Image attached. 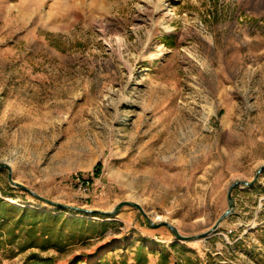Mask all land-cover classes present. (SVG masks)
<instances>
[{
  "label": "rangeland",
  "instance_id": "1",
  "mask_svg": "<svg viewBox=\"0 0 264 264\" xmlns=\"http://www.w3.org/2000/svg\"><path fill=\"white\" fill-rule=\"evenodd\" d=\"M1 164L147 218L0 167V264H264V0H0Z\"/></svg>",
  "mask_w": 264,
  "mask_h": 264
},
{
  "label": "trees",
  "instance_id": "2",
  "mask_svg": "<svg viewBox=\"0 0 264 264\" xmlns=\"http://www.w3.org/2000/svg\"><path fill=\"white\" fill-rule=\"evenodd\" d=\"M98 173H99V171L96 170L95 175L97 176ZM89 180L91 182V179H89ZM20 190H22V189H20ZM5 204L6 203H4L2 199H0V219H3V222H7L9 220L14 219V215H12V217H9L7 214H5L3 212V207L8 206V208H10V209H14L15 207H13L10 204H7V205H5ZM55 207H57V206H55ZM58 208H60V207H58ZM60 209L65 210V208H60ZM75 213H78V214L80 213V214H85V215H90V216H98V217H102V218L103 217H109L107 215H101L98 212L82 213V212L76 211ZM60 216L61 215H58V214L51 215V214L40 212L37 210L24 209L21 211L19 216L15 219L14 227H17L18 226L17 224H24L23 226H25L27 228V231H33L34 229H36V226L38 223L45 224L43 222H46V221L55 222V221L59 220ZM25 218L29 219V222H25L24 221ZM67 219H70V218H65V220H67ZM70 220L72 223H76V224L79 223V227L76 230H77L79 240L82 239L83 234L85 232H88V230H89L88 225L87 226L84 225V221H82V220L77 221V219H75L73 217ZM44 226L45 225H43V227ZM39 235L44 237V244L46 242H48L49 233L47 230H42ZM14 239H15V237H14L13 232H11V230H9L8 231V240L9 241L8 242L11 243L12 240H14ZM50 244H52L53 246H56L57 240L54 243H50ZM25 246L26 247H32L35 245H34V243H31V241H30ZM43 246H46V245H43ZM144 248H145V246L143 245V243L141 245H139V248L137 250L136 257L134 258L133 264H146V254L143 253ZM76 258H77L76 261L72 264H78L79 263V261H80L79 256H76ZM98 260H100V259H98ZM32 261H33V264H53V258L52 257H44L40 261H35V259H32ZM113 264H115V263H113ZM119 264H127V263H126V261H120Z\"/></svg>",
  "mask_w": 264,
  "mask_h": 264
},
{
  "label": "water",
  "instance_id": "3",
  "mask_svg": "<svg viewBox=\"0 0 264 264\" xmlns=\"http://www.w3.org/2000/svg\"><path fill=\"white\" fill-rule=\"evenodd\" d=\"M0 167H3L7 170V177H8V181L10 184L14 185V186H17L25 191H27L28 193H30L31 195H33L34 197L38 198V199H41L43 201H46L50 204H53V205H56V206H61V207H65V208H68V209H72V210H75V211H79V212H82V213H92V212H98V213H108V214H116L118 209L122 206H125V205H128V206H132V207H135L138 209V211L141 212V214L147 218L146 214L144 213V211L142 210V208L140 207L139 204L135 203V202H132V201H120L119 203L116 204L115 208L112 210V211H109V212H101V211H98V210H92V209H84V208H80V207H73V206H67V205H63V204H60V203H56V202H53V201H50V200H47L41 196H39L38 194H36L35 192H33L32 190L24 187L22 184L20 183H17V182H14L12 179H11V169L10 167L7 165V164H1ZM264 169V166H260L258 171L259 172L260 170ZM238 184H244V185H249L250 183L248 182H245V181H234L233 183L230 184V186L228 187V190H227V203H228V208L219 216V218L216 220V222L214 223V225L206 232L204 233H201L199 235H196L194 236L193 238H199V237H204V236H207L209 233H211L212 231L216 230L220 221L226 217L229 213H231V211L233 210V199H232V196H231V191L232 189L238 185ZM161 224L163 225H166L170 231L172 232V234L177 238V239H182V240H186V239H189L190 237H186V236H182L178 233V230L172 226L171 224L169 223H166V222H161ZM192 238V237H191Z\"/></svg>",
  "mask_w": 264,
  "mask_h": 264
},
{
  "label": "built area",
  "instance_id": "4",
  "mask_svg": "<svg viewBox=\"0 0 264 264\" xmlns=\"http://www.w3.org/2000/svg\"><path fill=\"white\" fill-rule=\"evenodd\" d=\"M91 184L90 180L89 179H82V180H79L77 179V182H76V185L78 187V190L80 191H85L87 190L88 186Z\"/></svg>",
  "mask_w": 264,
  "mask_h": 264
}]
</instances>
